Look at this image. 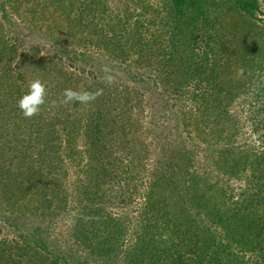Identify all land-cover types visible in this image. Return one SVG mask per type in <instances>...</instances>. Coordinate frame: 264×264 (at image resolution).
<instances>
[{
  "label": "trees",
  "instance_id": "obj_1",
  "mask_svg": "<svg viewBox=\"0 0 264 264\" xmlns=\"http://www.w3.org/2000/svg\"><path fill=\"white\" fill-rule=\"evenodd\" d=\"M46 1V8L60 14L61 27L78 30L80 38L104 48L111 58L127 61L133 56L142 76L168 95H188L194 105L181 112L182 130L188 137L193 134L199 146H211L212 165L221 178L213 181L197 169V146L179 132L157 145L149 167L152 150L141 134L146 80L107 86L102 74L84 78L59 58L43 57L38 45H24L12 32L11 0H0L3 200L13 206L34 193V211L41 209L39 215L51 220L68 205L67 159L79 167L72 188L78 204L71 218V247L80 248L86 260L264 264V142L259 149L234 146L239 126L230 111L237 98L248 94L249 85L258 87L264 43L252 35L238 51L235 72L223 32L227 17L237 16L256 37L258 32L262 36L264 29L256 23L261 0H161L157 6L135 0L143 10L154 9V14L146 17L143 11L135 19L131 13L108 10L104 0ZM96 16L108 22L98 26ZM35 78L45 84L47 94L39 114L29 119L17 101ZM67 88L103 89V95L89 105L61 106ZM251 97L255 100L257 94ZM141 173L147 180L140 208L132 216L108 211L112 197H124L129 204L128 194ZM231 180L239 182V190L228 185ZM17 216H8L13 225ZM0 264L82 263L58 249L48 250L41 236L25 232L0 240Z\"/></svg>",
  "mask_w": 264,
  "mask_h": 264
},
{
  "label": "rangeland",
  "instance_id": "obj_2",
  "mask_svg": "<svg viewBox=\"0 0 264 264\" xmlns=\"http://www.w3.org/2000/svg\"><path fill=\"white\" fill-rule=\"evenodd\" d=\"M55 1V0H52ZM107 9L119 13L121 15L132 14V19H135L137 14H146V17L154 14L153 10H143L140 5H136L135 0H104ZM142 1L143 5L151 4L157 6L161 0H137ZM46 0H11L7 10L12 16V32H15L19 36L20 42L24 45L27 43L36 44L39 46L41 54L46 58H59L68 69L80 74L84 78L91 77L92 75H104L102 68L107 65L112 69L114 76V82L116 83H128L132 85L131 81L142 84L138 78H144L146 80L144 88L146 89L145 108L142 112V137L146 143L150 145L152 150V160L150 166L154 163V157L158 150L157 145L162 142L166 137H172V134L177 132L183 133L187 138L190 145L197 146V158L196 167L200 172H205L213 181L221 178L220 174L213 167L212 151L209 145L206 148V142L200 145L198 139L193 138V134L190 137L182 130L181 125V112L189 110L194 104L189 100L188 95L170 96L162 88L153 84V81L148 77L142 76L143 69L136 68L133 63L134 57L132 56L127 61H121L120 59L111 58L109 53L104 48H98V46L88 43L83 38H80L81 34L78 30L70 31L66 27H61L60 19H57L58 13L53 12L51 7H45ZM48 5V4H47ZM262 12L257 14L256 23L260 26V30L264 29V0H261ZM12 8L15 9V13ZM109 14V13H107ZM95 24L103 25L107 23V17L101 19L96 16L94 20ZM223 32L226 39L229 40L230 50H232L231 58V70L235 71L240 66L239 53L241 47L254 39L260 43H264V31L263 35L258 32L257 37L255 32L252 31L249 24L238 20V17L228 16L223 23ZM65 46V50L61 51L60 48ZM58 59V60H59ZM135 77V78H133ZM255 84L258 87H252L249 85L248 94L242 95L237 98L231 105V114L236 118L238 122V132L234 146L252 147L259 149L262 142H264V72L261 75L259 81ZM257 98L254 100L252 95ZM223 139V138H221ZM81 140L78 144L81 146ZM223 142V140H222ZM220 142V143H222ZM214 146V145H213ZM219 145H217L218 147ZM64 164L68 171L65 188L68 194V205L66 210L53 216V218L43 219L37 211H34L33 206L37 203L30 193L26 196L25 200H21L18 204L9 205L3 200V195L0 193V240L4 238L17 237L20 233H35L42 237V240L48 246V250L58 249L62 251L67 257H71L77 262L82 264H100L93 259L86 260L85 254L80 248L74 249L71 247L72 243V216L77 207V201L73 193V180L76 171L79 169L78 165L71 164L65 159ZM141 173L136 179V189L128 196L129 204L126 198L113 199L107 203V210L118 214H128L135 209H139L143 203V196L145 190V182L147 177L142 176ZM142 176V177H141ZM230 187L239 190L240 184L237 180H231L228 182ZM114 196V195H113ZM117 197V195H116ZM12 209L14 211L12 212ZM129 213H128V212ZM13 213L17 216L18 224L13 225L8 218ZM19 227L16 229V227ZM131 232L127 237H132ZM72 248V249H71ZM70 250V251H69Z\"/></svg>",
  "mask_w": 264,
  "mask_h": 264
},
{
  "label": "clouds",
  "instance_id": "obj_3",
  "mask_svg": "<svg viewBox=\"0 0 264 264\" xmlns=\"http://www.w3.org/2000/svg\"><path fill=\"white\" fill-rule=\"evenodd\" d=\"M102 71L104 75L101 77V82L107 86H111L114 83L112 69L105 65L102 68ZM46 94V86L41 79L35 78L29 82L27 91L17 101V107L20 109L25 118L30 119L39 114L41 106L45 103ZM100 95H103V89H97L93 92H89L67 88L62 93V99L59 100V105L63 106L69 103L89 105Z\"/></svg>",
  "mask_w": 264,
  "mask_h": 264
}]
</instances>
